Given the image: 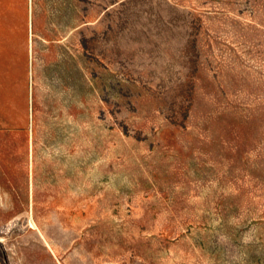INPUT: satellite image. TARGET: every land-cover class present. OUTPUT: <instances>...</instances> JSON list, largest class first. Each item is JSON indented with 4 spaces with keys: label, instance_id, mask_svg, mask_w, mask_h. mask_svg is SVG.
Listing matches in <instances>:
<instances>
[{
    "label": "rangeland",
    "instance_id": "1",
    "mask_svg": "<svg viewBox=\"0 0 264 264\" xmlns=\"http://www.w3.org/2000/svg\"><path fill=\"white\" fill-rule=\"evenodd\" d=\"M37 9L70 36L0 61V264H264V0Z\"/></svg>",
    "mask_w": 264,
    "mask_h": 264
},
{
    "label": "crops",
    "instance_id": "2",
    "mask_svg": "<svg viewBox=\"0 0 264 264\" xmlns=\"http://www.w3.org/2000/svg\"><path fill=\"white\" fill-rule=\"evenodd\" d=\"M48 19L50 21L46 15L45 20L42 18L41 23L39 22L37 0H0V61L25 62L33 77L36 72L33 63L40 59L37 39L42 38L51 45L63 44L69 40V27H65L64 34L63 21H58L54 25V33L51 31L53 28L48 29L49 24H54L51 18ZM51 35H56L57 41H53Z\"/></svg>",
    "mask_w": 264,
    "mask_h": 264
}]
</instances>
